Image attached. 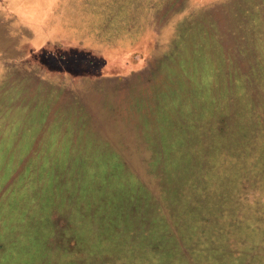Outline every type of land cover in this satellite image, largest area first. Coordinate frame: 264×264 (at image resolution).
Here are the masks:
<instances>
[{
	"label": "rangeland",
	"instance_id": "1",
	"mask_svg": "<svg viewBox=\"0 0 264 264\" xmlns=\"http://www.w3.org/2000/svg\"><path fill=\"white\" fill-rule=\"evenodd\" d=\"M53 7L0 10V264H264V0Z\"/></svg>",
	"mask_w": 264,
	"mask_h": 264
},
{
	"label": "crops",
	"instance_id": "2",
	"mask_svg": "<svg viewBox=\"0 0 264 264\" xmlns=\"http://www.w3.org/2000/svg\"><path fill=\"white\" fill-rule=\"evenodd\" d=\"M56 0H0V10H3V13L11 12L16 13L17 16H23L26 17L27 14L31 15V18L33 20L34 24L40 23L44 18L45 14L47 13L46 7L49 6L50 13H53L56 9H54L53 4H55ZM35 17L37 20H35ZM4 18L8 19L9 17L4 15ZM15 31V30H14ZM39 32V35L41 34L42 30H37ZM3 42L2 39H0V62L1 63H7L9 66H13V62H9L8 57L5 55V53H10L12 48H16L12 45H9L6 47V49L3 48ZM6 65V66H7Z\"/></svg>",
	"mask_w": 264,
	"mask_h": 264
}]
</instances>
